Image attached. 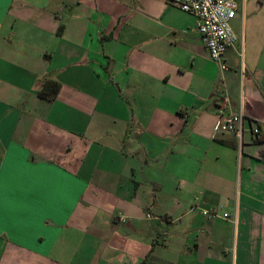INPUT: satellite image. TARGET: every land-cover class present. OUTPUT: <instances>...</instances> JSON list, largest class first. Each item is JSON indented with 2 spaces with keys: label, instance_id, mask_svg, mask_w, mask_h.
<instances>
[{
  "label": "crops",
  "instance_id": "1",
  "mask_svg": "<svg viewBox=\"0 0 264 264\" xmlns=\"http://www.w3.org/2000/svg\"><path fill=\"white\" fill-rule=\"evenodd\" d=\"M235 1L216 62L168 0H0V264H264V0Z\"/></svg>",
  "mask_w": 264,
  "mask_h": 264
},
{
  "label": "built area",
  "instance_id": "2",
  "mask_svg": "<svg viewBox=\"0 0 264 264\" xmlns=\"http://www.w3.org/2000/svg\"><path fill=\"white\" fill-rule=\"evenodd\" d=\"M180 10L185 11L194 17L195 29L200 36L202 44L210 59L219 62L224 50L232 47L236 36L231 28L230 20L236 14L237 3L235 0H168ZM219 68L226 66L219 63ZM240 73H243L240 69ZM216 94L219 97V104L215 111L216 129L222 132L232 133L240 148L245 113L241 102L237 107L232 108L228 96L225 94L223 85ZM251 134L258 132L256 126L250 128ZM202 214H215V210H202Z\"/></svg>",
  "mask_w": 264,
  "mask_h": 264
},
{
  "label": "trees",
  "instance_id": "3",
  "mask_svg": "<svg viewBox=\"0 0 264 264\" xmlns=\"http://www.w3.org/2000/svg\"><path fill=\"white\" fill-rule=\"evenodd\" d=\"M58 89V82L54 81V80H44L42 82V85L40 87V89L38 90V95L47 99H51L55 92ZM260 141V140H257ZM143 262H140L138 264H142Z\"/></svg>",
  "mask_w": 264,
  "mask_h": 264
},
{
  "label": "rangeland",
  "instance_id": "4",
  "mask_svg": "<svg viewBox=\"0 0 264 264\" xmlns=\"http://www.w3.org/2000/svg\"><path fill=\"white\" fill-rule=\"evenodd\" d=\"M239 49H240V48H239ZM220 70H223V69H221V68L218 69V74H217V79H218V80L215 81V82L218 83V85H219V82L222 81V78H221V76H220ZM217 83H215V84H217Z\"/></svg>",
  "mask_w": 264,
  "mask_h": 264
},
{
  "label": "water",
  "instance_id": "5",
  "mask_svg": "<svg viewBox=\"0 0 264 264\" xmlns=\"http://www.w3.org/2000/svg\"><path fill=\"white\" fill-rule=\"evenodd\" d=\"M260 156H263V155H260Z\"/></svg>",
  "mask_w": 264,
  "mask_h": 264
}]
</instances>
